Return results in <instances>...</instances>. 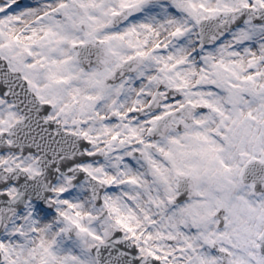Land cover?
Instances as JSON below:
<instances>
[{
    "label": "snow or ice",
    "instance_id": "obj_1",
    "mask_svg": "<svg viewBox=\"0 0 264 264\" xmlns=\"http://www.w3.org/2000/svg\"><path fill=\"white\" fill-rule=\"evenodd\" d=\"M0 264H264V0H0Z\"/></svg>",
    "mask_w": 264,
    "mask_h": 264
}]
</instances>
